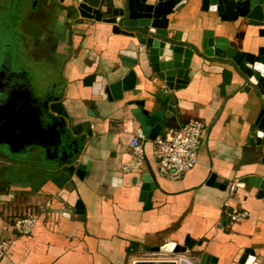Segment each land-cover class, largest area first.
<instances>
[{
    "label": "crops",
    "instance_id": "crops-1",
    "mask_svg": "<svg viewBox=\"0 0 264 264\" xmlns=\"http://www.w3.org/2000/svg\"><path fill=\"white\" fill-rule=\"evenodd\" d=\"M66 4L0 0V62L18 70L20 82L34 86L32 97L38 96L36 86L47 88L49 98L73 118L71 124L88 121L90 130L77 156L78 163L88 166L68 180L54 171L59 150L26 137L12 143L10 136L0 139V204L12 206L0 214V237L7 244L0 264H131L181 257L197 264L202 253L213 257L214 264H237L245 249L252 252L254 264H264V197L250 185H235L243 176L264 178V147L256 145L252 127L253 92L241 87V80L227 71L230 67L206 63L195 54L184 85L170 90L145 61L130 65L120 60L134 57L127 47L130 38L113 34L109 24L68 13ZM166 17L167 29L187 44L199 43L205 29L239 50L257 39L252 29L224 26L190 0ZM4 37L15 38L13 47L2 42ZM130 68L136 93L125 91L121 99L107 101L103 85ZM136 99L149 110L167 107L159 133L189 120L203 125L196 163L179 178L156 173L149 140L143 143L140 164L121 171L130 159L128 141L139 127L129 113L135 106L126 102ZM148 169L155 186L145 206L138 199L139 177ZM211 174L223 188L206 184ZM241 210L247 216L231 221L229 214ZM29 212L36 215L34 227L28 235L16 234L11 220ZM185 239L194 245L178 256L154 250Z\"/></svg>",
    "mask_w": 264,
    "mask_h": 264
},
{
    "label": "water",
    "instance_id": "water-1",
    "mask_svg": "<svg viewBox=\"0 0 264 264\" xmlns=\"http://www.w3.org/2000/svg\"><path fill=\"white\" fill-rule=\"evenodd\" d=\"M66 1V11L82 19L103 22L110 25L113 34H120L132 40L127 47L133 48L134 57L120 56L122 62L130 65L145 61L156 80L170 90L181 88L187 80L188 67L191 56L203 59L204 62H220L225 69L231 70L241 80L242 88L251 90L257 100L252 127L255 131V143L264 147V0H190L198 4L199 10L215 16L221 24L231 25L237 29L245 25L254 31L256 40L252 39L247 50H239L222 36H215L213 30H202L199 43L187 44L179 41L176 33L167 29L168 18L178 5L186 0H58ZM117 4H114V3ZM153 27L154 33L148 28ZM132 45V46H131ZM145 74V70H142ZM135 72L128 69L126 74L117 80L105 83L102 91L107 101L121 99L123 92L131 91L135 82ZM146 77V76H145ZM9 96V98H8ZM1 100L0 108L8 111L7 118L0 119V139L5 137L19 140L21 137L31 139L32 143L43 144L59 150V163L54 168L58 177L68 180L74 174L80 177L88 164L77 162L81 144L85 136L90 135L89 122L83 121L71 124L72 117L63 111L61 105L46 95L36 98V104L28 106L25 112L14 113L15 97L8 95ZM160 96V95H159ZM167 102L166 99H161ZM128 105L135 107L129 113L137 122L143 134L153 139L165 126L164 113L167 107L159 109L144 108L143 100H128ZM14 108V109H13ZM10 113V114H9ZM15 114V115H14ZM12 116V117H11ZM12 125V126H11ZM4 138V139H2ZM41 140V143L39 141ZM48 151V148L46 149ZM264 163V154L262 156ZM138 199L145 206L149 204L150 191L155 186L153 172L140 174ZM206 184L221 188L223 184L214 182L211 174ZM236 186L250 185L257 189V196L264 197V178L258 175L240 177ZM168 249L163 244L155 251L183 253L194 245V240H184L179 245L172 243ZM253 254L245 249L237 260V264H254ZM179 263H184L182 258ZM214 258L202 253L197 264H214ZM131 264H176L175 259L135 260ZM185 264H195L186 263Z\"/></svg>",
    "mask_w": 264,
    "mask_h": 264
},
{
    "label": "built area",
    "instance_id": "built-area-1",
    "mask_svg": "<svg viewBox=\"0 0 264 264\" xmlns=\"http://www.w3.org/2000/svg\"><path fill=\"white\" fill-rule=\"evenodd\" d=\"M149 33H154L153 27L148 28ZM203 125L195 120H189L183 124L167 128L157 134L153 139H148L137 127L128 141L130 159L120 166L121 171L128 172L137 167L143 160V143L151 142V155L154 161L156 173L167 179H177L183 173L190 170L196 163V154L202 137ZM229 193L234 191L232 182L228 184ZM247 212L244 210L229 214L231 221L245 218ZM36 222L33 212L15 217L10 225L18 235H28ZM7 244L0 237V258L6 250Z\"/></svg>",
    "mask_w": 264,
    "mask_h": 264
},
{
    "label": "flooded vegetation",
    "instance_id": "flooded-vegetation-1",
    "mask_svg": "<svg viewBox=\"0 0 264 264\" xmlns=\"http://www.w3.org/2000/svg\"><path fill=\"white\" fill-rule=\"evenodd\" d=\"M12 53H9L7 58L9 59ZM19 74L20 72L18 70H12L8 67H6L3 62H0V98L1 100H4L7 98L8 95H12L15 97V102H14V113H20L21 115L25 110L27 109L28 106L35 105L36 104V98L42 97L46 95L47 97H51L50 91L46 88H42L40 85L36 86L35 94H38L36 97H32V91H34V86H27L25 83L19 81ZM33 88V89H32ZM25 92L30 95L31 100L29 101L28 95ZM34 94V93H33ZM34 94V95H35ZM9 98V96H8ZM33 98V99H32ZM36 99V100H34ZM8 111L5 108H0V119H4L7 116ZM15 115V114H14ZM7 118V117H6ZM12 126V125H11ZM21 143V142H20ZM19 144V143H18ZM17 144V145H18Z\"/></svg>",
    "mask_w": 264,
    "mask_h": 264
},
{
    "label": "rangeland",
    "instance_id": "rangeland-1",
    "mask_svg": "<svg viewBox=\"0 0 264 264\" xmlns=\"http://www.w3.org/2000/svg\"><path fill=\"white\" fill-rule=\"evenodd\" d=\"M14 41H15V38H12V37H4L3 39H2V42L4 43V44H8V47L10 48V47H13V45H14ZM0 214L3 216V215H5L6 213H8V212H11L12 210V206H11V204L10 205H7V208L6 207H3V205L2 204H0ZM9 207H10V209H9ZM6 212V213H5ZM14 217H15V215H14ZM161 254H165L166 256H168L170 253H161ZM172 254V253H171ZM173 255H175V256H178L179 254H173ZM158 256V255H157ZM152 257V256H151ZM180 257V256H179Z\"/></svg>",
    "mask_w": 264,
    "mask_h": 264
},
{
    "label": "bare ground",
    "instance_id": "bare-ground-1",
    "mask_svg": "<svg viewBox=\"0 0 264 264\" xmlns=\"http://www.w3.org/2000/svg\"><path fill=\"white\" fill-rule=\"evenodd\" d=\"M169 247H170V244L165 245V248H166V249H168ZM181 258H182V260L184 261V263H181V264H185V262H186V263H192L191 261L187 260V259L184 258V257H181ZM181 258H180V259H181ZM175 261H176V264L179 263L178 258H175ZM130 263H131V262H130Z\"/></svg>",
    "mask_w": 264,
    "mask_h": 264
}]
</instances>
